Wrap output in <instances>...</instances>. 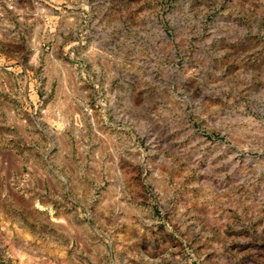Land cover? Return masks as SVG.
Returning <instances> with one entry per match:
<instances>
[{"label":"rangeland","instance_id":"obj_1","mask_svg":"<svg viewBox=\"0 0 264 264\" xmlns=\"http://www.w3.org/2000/svg\"><path fill=\"white\" fill-rule=\"evenodd\" d=\"M0 264H264V0H0Z\"/></svg>","mask_w":264,"mask_h":264}]
</instances>
